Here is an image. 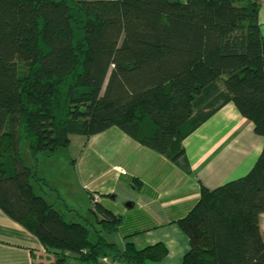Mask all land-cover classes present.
Returning <instances> with one entry per match:
<instances>
[{"label":"trees","instance_id":"1","mask_svg":"<svg viewBox=\"0 0 264 264\" xmlns=\"http://www.w3.org/2000/svg\"><path fill=\"white\" fill-rule=\"evenodd\" d=\"M261 0H0V209L56 257L50 264H153L162 243L138 249L107 237L121 217L93 196L83 222L35 193L41 154L116 128L177 165L202 121L204 91L222 83L264 138ZM215 110L210 112L211 116ZM36 167L26 165L23 136ZM264 148L251 171L209 190L178 225L184 264H264ZM94 233L95 240L91 239ZM47 264V263H35Z\"/></svg>","mask_w":264,"mask_h":264},{"label":"crops","instance_id":"2","mask_svg":"<svg viewBox=\"0 0 264 264\" xmlns=\"http://www.w3.org/2000/svg\"><path fill=\"white\" fill-rule=\"evenodd\" d=\"M260 4L259 23L264 38V0ZM223 95L222 83L202 93L194 117L202 123L183 141V165L113 130L116 128L105 132L114 135L106 137V147L103 143L90 146L88 168H83L86 151L76 161L85 189L88 183L93 186L95 196H90L121 217L119 231L113 235L119 240L111 242L124 247L125 238L131 236L128 240L140 250L162 243L168 254L153 264H184L190 242L179 220L198 203L202 187L214 190L244 177L264 148V138L255 132L254 124L234 103H223ZM213 110L215 113L209 116ZM128 203L133 206L127 207ZM261 230L264 238V215ZM55 261V255L33 233L0 209V264Z\"/></svg>","mask_w":264,"mask_h":264},{"label":"rangeland","instance_id":"3","mask_svg":"<svg viewBox=\"0 0 264 264\" xmlns=\"http://www.w3.org/2000/svg\"><path fill=\"white\" fill-rule=\"evenodd\" d=\"M113 130L121 132L119 129ZM113 136V132L90 138L82 135H73L71 136L72 144L69 148L59 149L52 154H41L39 156L38 169H35V171H38L39 177L45 179L47 184L42 183V185H39L35 183V193L54 204L56 209L66 215L68 221L83 222V217L88 216L90 209L95 206L90 193L93 196L95 194L91 191L93 186L90 183H88V190L85 189L84 181L80 176L79 169L75 167V163L83 157L86 151L88 157L86 163L83 164V168H88L90 146L96 147L97 144L103 143V147H106L108 141L106 137ZM21 152L26 165L36 167L37 162L30 153L29 140L25 135L21 144ZM107 238L110 241L119 240L117 235ZM91 239L95 240L93 232L91 233ZM68 264L83 263L71 257Z\"/></svg>","mask_w":264,"mask_h":264},{"label":"built area","instance_id":"4","mask_svg":"<svg viewBox=\"0 0 264 264\" xmlns=\"http://www.w3.org/2000/svg\"><path fill=\"white\" fill-rule=\"evenodd\" d=\"M96 201H98L96 198H94ZM103 264H120L119 262H116L112 259H105L103 260Z\"/></svg>","mask_w":264,"mask_h":264},{"label":"water","instance_id":"5","mask_svg":"<svg viewBox=\"0 0 264 264\" xmlns=\"http://www.w3.org/2000/svg\"><path fill=\"white\" fill-rule=\"evenodd\" d=\"M129 206L131 207V206H133V205H132V204H130V203H128V204H127V207H129Z\"/></svg>","mask_w":264,"mask_h":264}]
</instances>
